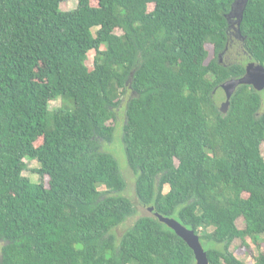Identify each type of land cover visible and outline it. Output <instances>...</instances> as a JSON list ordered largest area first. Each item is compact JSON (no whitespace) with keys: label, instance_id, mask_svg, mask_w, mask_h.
I'll use <instances>...</instances> for the list:
<instances>
[{"label":"trees","instance_id":"1","mask_svg":"<svg viewBox=\"0 0 264 264\" xmlns=\"http://www.w3.org/2000/svg\"><path fill=\"white\" fill-rule=\"evenodd\" d=\"M65 1L0 0V264H195L158 215L194 230L210 264H245L236 240L264 264V90L240 85L227 113L216 94L264 65V0L240 25L247 63L219 61L233 0ZM125 95L126 158L156 215L118 238L136 207L99 140L113 141ZM67 97L73 110L50 108Z\"/></svg>","mask_w":264,"mask_h":264},{"label":"rangeland","instance_id":"2","mask_svg":"<svg viewBox=\"0 0 264 264\" xmlns=\"http://www.w3.org/2000/svg\"><path fill=\"white\" fill-rule=\"evenodd\" d=\"M78 6V1L77 0H67L63 3H61V9L64 11H72L75 10ZM236 26V24H235ZM233 32H235L234 28L232 29ZM117 34H121L120 30H116ZM239 38L237 36H232L231 40V49L230 51L226 52L224 56L222 57L223 63H231L234 61H240V62H246L247 63V54L244 52V50L238 45L239 43ZM209 50V59L213 58V47L212 46H207ZM95 52L91 51L89 53V57L87 60V65L90 69L93 68V58H94ZM217 94V101L219 106L225 101V94L223 90L220 88L216 92ZM129 95H125L122 97V103L117 109V118L115 121H111L110 124L115 126V134H114V139L111 143H107L104 140H99L101 149L104 151H108L112 153L116 159L118 160L121 168V172L123 174V177L126 181V189L123 193L124 196H126L133 204H135L136 207V213L129 217L122 225L117 227L115 229V234L119 238L128 228L132 227L134 223L136 222L137 219L140 217L144 216H155V212L142 203H140L137 195H136V190H135V184H136V172L129 166L126 154H125V147L123 143V126L125 123V107H126V102L128 100ZM66 99V100H65ZM65 99H56L54 101L50 102V108L55 109L59 108L61 105L64 106V109L66 110H73L75 108V102L72 98H65ZM263 147V153H264V146ZM25 162L27 164V170L24 172V175L28 178L31 179V181L39 183L43 181L45 184L48 183L49 178L46 177H41L35 170L40 168V163L37 160H30V159H25ZM100 189L105 190L103 187ZM169 189L168 186L165 187V192H167ZM243 219H240L238 221V225L240 227H243ZM250 242V241H249ZM241 241L236 240L234 244L231 246V250L235 252L236 256L241 259L245 264H254V259L253 257L246 253V251H243V249L240 247ZM4 245V242L0 243V253L2 250V247ZM252 250L254 254H257V250L252 245Z\"/></svg>","mask_w":264,"mask_h":264},{"label":"water","instance_id":"3","mask_svg":"<svg viewBox=\"0 0 264 264\" xmlns=\"http://www.w3.org/2000/svg\"><path fill=\"white\" fill-rule=\"evenodd\" d=\"M248 2L249 0H233L230 12L225 15L228 21V31L231 27H234V33L237 37L241 36L240 25ZM224 53L225 52L219 55V59L222 58ZM240 85H249L256 91H263L264 65L250 60L246 65V72L242 77L230 79L221 85V88L224 90L226 96V100L220 105L222 113H227L229 110L230 100ZM158 218L167 226L172 228L189 245L195 255V264H210L205 247L194 230L188 229L173 218H164L160 215H158Z\"/></svg>","mask_w":264,"mask_h":264},{"label":"flooded vegetation","instance_id":"4","mask_svg":"<svg viewBox=\"0 0 264 264\" xmlns=\"http://www.w3.org/2000/svg\"><path fill=\"white\" fill-rule=\"evenodd\" d=\"M234 27H231L230 28V30L228 31V34H229V42L231 43V40H232V36H234L235 35V33L233 32V29ZM236 36V35H235ZM238 38H240V37H238ZM228 51V50H227ZM225 53H226V51H225ZM224 53V54H225ZM224 54L222 55V57L224 56ZM219 61L221 62V63H223V61H222V58L221 59H219Z\"/></svg>","mask_w":264,"mask_h":264}]
</instances>
